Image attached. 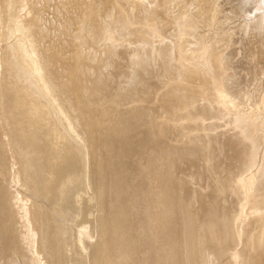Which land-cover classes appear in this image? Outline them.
Masks as SVG:
<instances>
[{"label":"bare ground","instance_id":"1","mask_svg":"<svg viewBox=\"0 0 264 264\" xmlns=\"http://www.w3.org/2000/svg\"><path fill=\"white\" fill-rule=\"evenodd\" d=\"M251 1L0 0V264H264Z\"/></svg>","mask_w":264,"mask_h":264},{"label":"rangeland","instance_id":"2","mask_svg":"<svg viewBox=\"0 0 264 264\" xmlns=\"http://www.w3.org/2000/svg\"><path fill=\"white\" fill-rule=\"evenodd\" d=\"M233 2H234V4H235V6L237 7V6H241V7H239V12L240 13H244L245 12V9H246V6H245V4H244V2H246V4H249V3H251L252 1L251 0H232ZM242 4H244V5H242ZM263 9V8H262ZM255 11H257V10H255ZM254 11V12H255ZM53 14L51 13V16H52ZM56 17H58V18H60L58 15H56ZM248 18H249V16H248ZM71 28H68V30H70ZM57 30L58 29H55V28H53L52 29V31H56L57 32Z\"/></svg>","mask_w":264,"mask_h":264}]
</instances>
